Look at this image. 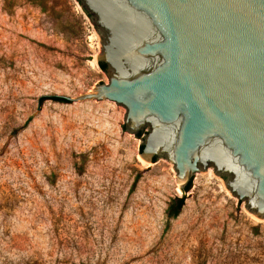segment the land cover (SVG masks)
Here are the masks:
<instances>
[{
    "label": "rangeland",
    "instance_id": "rangeland-1",
    "mask_svg": "<svg viewBox=\"0 0 264 264\" xmlns=\"http://www.w3.org/2000/svg\"><path fill=\"white\" fill-rule=\"evenodd\" d=\"M102 39L79 0H0V264H264V218L227 175L185 192L125 106L50 98L109 82Z\"/></svg>",
    "mask_w": 264,
    "mask_h": 264
},
{
    "label": "water",
    "instance_id": "water-1",
    "mask_svg": "<svg viewBox=\"0 0 264 264\" xmlns=\"http://www.w3.org/2000/svg\"><path fill=\"white\" fill-rule=\"evenodd\" d=\"M103 31L101 82L71 101L112 100L165 156L181 189L213 167L264 218V0H82Z\"/></svg>",
    "mask_w": 264,
    "mask_h": 264
},
{
    "label": "trees",
    "instance_id": "trees-1",
    "mask_svg": "<svg viewBox=\"0 0 264 264\" xmlns=\"http://www.w3.org/2000/svg\"><path fill=\"white\" fill-rule=\"evenodd\" d=\"M79 2L84 6L82 0H79ZM85 8V6H84ZM86 12L88 13L89 16H91V14L87 11V9L85 8ZM100 67L103 70H107L108 69V64L104 63V62H99ZM50 98L56 100V101H60V102H69L68 98L65 95H58V94H54L52 95ZM142 132L140 134H138V136H141ZM143 144L141 145V150L143 149ZM192 185V181L189 182V184L187 185L185 192L189 191ZM185 204V196H177L173 199V201L170 203L169 208H168V212L169 215L174 218L177 217L183 206Z\"/></svg>",
    "mask_w": 264,
    "mask_h": 264
}]
</instances>
